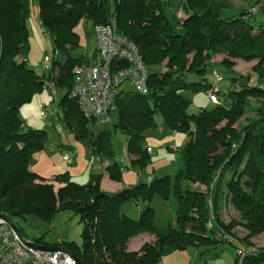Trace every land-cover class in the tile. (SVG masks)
Instances as JSON below:
<instances>
[{
    "label": "trees",
    "instance_id": "obj_1",
    "mask_svg": "<svg viewBox=\"0 0 264 264\" xmlns=\"http://www.w3.org/2000/svg\"><path fill=\"white\" fill-rule=\"evenodd\" d=\"M30 1L0 0V214L12 219L30 213L51 217L61 209L74 210L85 224L84 243L80 246L65 239L64 243L81 264H160L165 245L177 248L202 242H230L237 250L236 264H264V248L245 239L237 241L231 237L230 224L219 219L225 198L240 211L249 229L264 228V117L241 129L236 126L245 105L251 103L246 97L264 93V86L243 84L218 91L220 103L197 112L189 110L188 95L207 93L214 84L206 75L207 51L264 61V20L256 19L264 14V0H246L256 1V11L237 14L228 12L234 7L232 0H183L184 18L175 12L174 0H35L40 24L54 40L52 69L43 68L44 76L28 62ZM114 19L118 30L138 46L149 68V92L124 87L111 113L114 129L126 135L130 156H135L132 162L141 164L151 157L149 145L143 144L144 132L157 124L158 113L161 129L191 137L181 150L184 166L173 188L179 207L174 221L164 227L154 225L150 202L141 207L139 219L122 211L121 204L129 199L150 200L156 191L167 196L169 176L111 191L101 188L103 174L80 183L68 171L50 179L31 168L34 154L45 145L46 130L27 127L20 110L51 78L67 88L57 109L62 115H58L70 127L75 125L80 137L87 136L98 156L108 155L105 170L111 179L122 180L123 166L109 131L94 134L87 123L95 119L85 116L71 96L74 67L97 56L96 52L90 60L79 51L76 27L82 21L91 22L85 33L94 35L96 25ZM192 53L190 62L187 55ZM165 60L167 68L162 65ZM259 77L264 74L259 72ZM55 182L61 186L56 188ZM146 232L154 234L155 240L130 250V240Z\"/></svg>",
    "mask_w": 264,
    "mask_h": 264
},
{
    "label": "rangeland",
    "instance_id": "obj_2",
    "mask_svg": "<svg viewBox=\"0 0 264 264\" xmlns=\"http://www.w3.org/2000/svg\"><path fill=\"white\" fill-rule=\"evenodd\" d=\"M183 0H174V10L178 17L184 18L186 15L181 7ZM234 7L229 13L237 14L241 11H254L256 1L232 0ZM256 13V12H255ZM40 6L35 0L30 1V11L27 16V32L29 39V64L41 75H43L42 58L45 53L53 54L54 40L48 37L40 24ZM259 16V15H258ZM264 20V14L256 18ZM91 22H80L76 29L80 33V52L87 54L88 57L94 59V52L91 53L93 46V33H85V27L90 28ZM79 53L76 51V54ZM204 59V64L207 65L206 75L216 80L220 76L223 90L229 91L235 88V85L245 86L243 84L264 86V77H259V72L264 74V61L259 58L244 59L239 56L229 55L227 53L210 54ZM193 53L187 57L191 62ZM20 59L21 56H17ZM167 61L162 64L167 68ZM212 74V76H211ZM197 75V74H196ZM44 76V75H43ZM227 76V77H226ZM45 83V82H44ZM231 84V87H228ZM242 84V85H240ZM227 89H224L225 87ZM123 87L133 90L130 82L123 84ZM222 89L218 90L223 91ZM217 91V92H218ZM67 92V88L58 86V93L54 95L46 87L38 90L32 99L21 107L20 116L24 119L27 127L42 128L46 130L44 147L34 154V161L31 168L36 170L41 175L51 178L55 174L68 171L69 176L80 183H87L95 174H103L105 169V160L108 158L106 153L100 154L103 160L98 159V153L94 152V147L90 140L86 137H80L75 125L70 127L59 115L58 104L61 102L63 95ZM191 98L189 110L197 112L199 109H210L214 103L210 101L207 93L198 91L196 93H188ZM250 100V105L246 104L243 115L237 121L236 126L241 129L251 121L260 120L264 117V93L258 92L254 95L246 97ZM46 105L49 110V116H42V106ZM250 106V107H249ZM249 108V109H248ZM115 115L113 119L115 120ZM157 124L146 129L144 145H150L154 148V153L151 157L141 164H135L130 158L127 147L126 135L120 130L114 129L112 122L103 123L97 119L88 121V127L93 130L94 134L103 131H109L112 146L117 155H125L123 161L122 180L119 183L123 186L145 181V178L150 175L153 179L163 176L168 177L170 191L167 196H164L159 191H156L150 200H141L135 202L131 199L124 201L121 204V209L131 217L139 219L141 207L150 202L155 209L154 225L164 227L169 222H173L179 207L178 200L173 192L177 174L184 166V159L181 150L190 141L191 137L186 132H173L169 128L161 129L163 123L160 113L155 116ZM69 146L76 150V156L72 162L64 159V152L60 146ZM172 145H177V150L172 149ZM181 149H180V148ZM110 159V158H109ZM56 188L61 186L60 183H54ZM116 186L107 177L101 180V188H112ZM119 186V187H122ZM214 216V214H213ZM219 219L225 224H230L231 232L234 239H245L250 245L259 249L264 248V228L249 229L247 222L242 218L240 211L228 201H221ZM13 221L19 227L24 237L30 241L40 245L49 246V244L57 243L59 234L66 241L76 243L80 246L84 243V222L79 214L72 209H61L54 213L51 217H44L40 214L30 213L26 216L15 215ZM215 222V220L212 219ZM214 222H211V228L216 229ZM230 237V238H231ZM155 240L152 233H143L134 238L130 248L141 249L145 244ZM67 243L62 246L67 248ZM138 249V250H139ZM236 247L230 242H202L188 243L185 246L177 248L168 247L165 245L160 264H236L237 257Z\"/></svg>",
    "mask_w": 264,
    "mask_h": 264
},
{
    "label": "built area",
    "instance_id": "obj_3",
    "mask_svg": "<svg viewBox=\"0 0 264 264\" xmlns=\"http://www.w3.org/2000/svg\"><path fill=\"white\" fill-rule=\"evenodd\" d=\"M94 38L96 59L74 67L71 96L85 116L108 123L112 120L111 113L124 83L130 82L133 89L142 94L149 92V68L138 46L118 30L115 19L108 24L96 25ZM52 63L53 57L45 53L42 64L46 72L52 69ZM217 80H221V77ZM44 87L54 95L58 93L54 79L46 78ZM218 90L219 86L214 83L207 92L210 100L216 104L220 103ZM41 106L42 116L48 117V107L44 104ZM58 114L62 115L61 112ZM63 152L64 159L72 161L75 151L68 148ZM147 152L152 155L153 147L148 146ZM124 157V154L119 156L122 162ZM147 181H152V177L148 176ZM63 243L64 238L59 234L57 244L50 246L53 249L37 248L18 227L12 225L8 214H0V264H81L72 251L62 246ZM240 253L244 255L245 249Z\"/></svg>",
    "mask_w": 264,
    "mask_h": 264
},
{
    "label": "crops",
    "instance_id": "obj_4",
    "mask_svg": "<svg viewBox=\"0 0 264 264\" xmlns=\"http://www.w3.org/2000/svg\"><path fill=\"white\" fill-rule=\"evenodd\" d=\"M260 16V15H259ZM258 16V17H259ZM92 41H93V46H92V50H91V53L92 52H94V54H92V55H96V50H95V38H94V36H93V39H92ZM211 76H212V74H211ZM227 77V76H226ZM209 79H210V82H212V83H216L218 86H219V88L220 89H222V86H221V83H222V81H220V82H218V81H216L214 78H213V76L212 77H210L209 76ZM225 87V86H224ZM228 87H231V84L228 86ZM227 87V88H228ZM226 87L224 88V89H227ZM223 90V89H222ZM223 91H227V90H223ZM150 146V145H149ZM176 146L177 145H172V149L173 150H176V149H174V148H176ZM61 147V149H63L64 147L66 148V146H64V145H62V146H60ZM74 151H75V155H74V157L76 156V150L74 149V148H72ZM153 150H154V148H153ZM128 151V150H127ZM154 153V152H153ZM130 154V153H129ZM73 157V158H74ZM116 157H117V159L119 160V162L121 163V165L123 164V162L120 160V158H119V155H116ZM135 157V156H134ZM134 157L132 156V157H130L131 159L133 158L134 159ZM72 158V159H73ZM98 159H102L103 160V158L102 157H100V156H98ZM73 161V160H72ZM72 161H70V162H72ZM109 162H110V159L109 158H106V160H105V167L109 164ZM107 177V179H109V180H111V181H113V182H116V186L115 187H112V188H110V189H108V188H103V189H105V190H111V191H114V190H118V189H121V188H123V187H125V185H121L120 183H119V181L118 180H114V179H111L110 178V176H109V174H108V172L104 169V171H103V177ZM148 176H150V175H148ZM147 176V177H148ZM54 177V176H53ZM53 177H51L50 179H52ZM102 177V178H103ZM147 177L145 178V181H146V179H147ZM152 177V176H151ZM119 186H122V187H119ZM147 233V232H146ZM149 233V232H148ZM143 234V233H142ZM141 235V234H140ZM139 236V235H138ZM138 236H136V237H138ZM153 236H154V234H153ZM136 237H134V238H136ZM134 238H132L131 240H130V242L128 243V248L130 249V250H138L139 249V247L138 248H130V245H131V242H132V240L134 239Z\"/></svg>",
    "mask_w": 264,
    "mask_h": 264
},
{
    "label": "water",
    "instance_id": "obj_5",
    "mask_svg": "<svg viewBox=\"0 0 264 264\" xmlns=\"http://www.w3.org/2000/svg\"><path fill=\"white\" fill-rule=\"evenodd\" d=\"M9 220L11 221L12 225L14 227H17V225L15 224V222L13 221V219L9 216ZM33 246L37 247V248H43V249H53L52 247L50 246H45V245H40V244H37V243H34V242H30Z\"/></svg>",
    "mask_w": 264,
    "mask_h": 264
}]
</instances>
